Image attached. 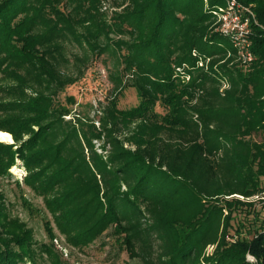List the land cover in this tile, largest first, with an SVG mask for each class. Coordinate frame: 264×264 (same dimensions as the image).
Masks as SVG:
<instances>
[{
	"label": "trees",
	"instance_id": "16d2710c",
	"mask_svg": "<svg viewBox=\"0 0 264 264\" xmlns=\"http://www.w3.org/2000/svg\"><path fill=\"white\" fill-rule=\"evenodd\" d=\"M113 1L0 0V177L20 160L59 231L38 240L0 188V264H68L55 240L110 230L143 264H264V0H238L249 64L219 30L226 0ZM110 49L128 80L98 120L72 115L61 94ZM126 85L139 102L120 108Z\"/></svg>",
	"mask_w": 264,
	"mask_h": 264
},
{
	"label": "rangeland",
	"instance_id": "374dc122",
	"mask_svg": "<svg viewBox=\"0 0 264 264\" xmlns=\"http://www.w3.org/2000/svg\"><path fill=\"white\" fill-rule=\"evenodd\" d=\"M105 8H108L110 14L115 10H121V8L114 7L113 0H106ZM121 57L120 52H117L116 49H110L91 63L82 80L67 87L61 94V100L64 102H67L68 97L74 96L75 103L70 105L73 110L72 115L80 114L98 120L101 105L105 104L107 99L117 92L114 79L119 76L120 79L128 80V76H125L123 71L124 65L121 64ZM138 102L137 90L126 85L119 96L120 108H130ZM157 110L165 112L160 104H158ZM259 139H262V136H259ZM15 169V171L11 169V177H0V188L4 189L6 193L12 213L34 229L38 240L51 242L45 224L46 221H49L59 234L54 219L47 210L43 197L37 196L30 187L18 182H22L27 174L20 160H18ZM257 209L260 210L261 205H258ZM62 238L63 243L60 240H55L54 243L68 264H143L142 259L129 254L126 247L117 241V237L112 234L111 230L84 249L70 247L64 242L63 236Z\"/></svg>",
	"mask_w": 264,
	"mask_h": 264
},
{
	"label": "built area",
	"instance_id": "2783aa9c",
	"mask_svg": "<svg viewBox=\"0 0 264 264\" xmlns=\"http://www.w3.org/2000/svg\"><path fill=\"white\" fill-rule=\"evenodd\" d=\"M214 13L218 17L219 30L231 37L239 50L240 59L245 64H249L254 59L249 38L251 22L254 18L253 11L238 0H226V4L217 8ZM187 78L189 79L188 75ZM212 249L213 247H210L209 250ZM249 258L255 260L251 255Z\"/></svg>",
	"mask_w": 264,
	"mask_h": 264
},
{
	"label": "bare ground",
	"instance_id": "6f19581e",
	"mask_svg": "<svg viewBox=\"0 0 264 264\" xmlns=\"http://www.w3.org/2000/svg\"><path fill=\"white\" fill-rule=\"evenodd\" d=\"M0 139L2 141H6V142H13V136L11 133L6 132V131H0ZM13 171H15V166L12 168Z\"/></svg>",
	"mask_w": 264,
	"mask_h": 264
}]
</instances>
